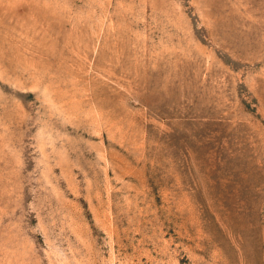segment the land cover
<instances>
[{"label": "rangeland", "instance_id": "374dc122", "mask_svg": "<svg viewBox=\"0 0 264 264\" xmlns=\"http://www.w3.org/2000/svg\"><path fill=\"white\" fill-rule=\"evenodd\" d=\"M0 264H264V0H0Z\"/></svg>", "mask_w": 264, "mask_h": 264}]
</instances>
